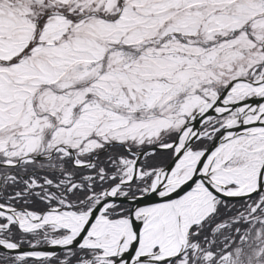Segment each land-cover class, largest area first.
Listing matches in <instances>:
<instances>
[{
    "label": "snow or ice",
    "instance_id": "6c2138e0",
    "mask_svg": "<svg viewBox=\"0 0 264 264\" xmlns=\"http://www.w3.org/2000/svg\"><path fill=\"white\" fill-rule=\"evenodd\" d=\"M0 264H264V0H0Z\"/></svg>",
    "mask_w": 264,
    "mask_h": 264
}]
</instances>
